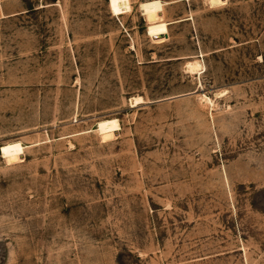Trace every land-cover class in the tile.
<instances>
[{
	"label": "rangeland",
	"instance_id": "rangeland-1",
	"mask_svg": "<svg viewBox=\"0 0 264 264\" xmlns=\"http://www.w3.org/2000/svg\"><path fill=\"white\" fill-rule=\"evenodd\" d=\"M130 1L0 0V264H264V0Z\"/></svg>",
	"mask_w": 264,
	"mask_h": 264
},
{
	"label": "bare ground",
	"instance_id": "bare-ground-1",
	"mask_svg": "<svg viewBox=\"0 0 264 264\" xmlns=\"http://www.w3.org/2000/svg\"><path fill=\"white\" fill-rule=\"evenodd\" d=\"M108 4H109V8H110L111 13L117 17L125 15V14L131 12V10H132L130 0H109ZM142 9H143L144 13L147 15V14H149V12H151L154 9L155 10L160 9V4L156 3V2L147 3V4H144L142 6ZM151 19L152 20L155 19V21H158V20H156L157 19L156 16H152ZM160 21H162V18L160 19ZM187 65H188V69L191 73L197 72V70H199V67H200L197 62H193V63L189 62ZM203 100H205L206 102L209 101L206 98H204ZM130 101H131L130 103L133 107L134 106L136 107L137 105H139L143 102L142 98H140V97L133 98Z\"/></svg>",
	"mask_w": 264,
	"mask_h": 264
}]
</instances>
